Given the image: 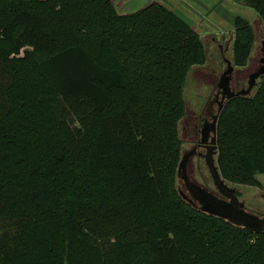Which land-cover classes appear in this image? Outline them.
I'll use <instances>...</instances> for the list:
<instances>
[{
  "label": "trees",
  "instance_id": "16d2710c",
  "mask_svg": "<svg viewBox=\"0 0 264 264\" xmlns=\"http://www.w3.org/2000/svg\"><path fill=\"white\" fill-rule=\"evenodd\" d=\"M231 2L264 40V0ZM232 37L245 67L250 21L236 15ZM205 62L201 35L162 2L122 14L115 0H0V264H264V234L179 195L184 87ZM215 126L221 178L261 188L264 75Z\"/></svg>",
  "mask_w": 264,
  "mask_h": 264
},
{
  "label": "rangeland",
  "instance_id": "374dc122",
  "mask_svg": "<svg viewBox=\"0 0 264 264\" xmlns=\"http://www.w3.org/2000/svg\"><path fill=\"white\" fill-rule=\"evenodd\" d=\"M162 2L178 13L200 35L204 46L206 62L203 66L193 67L187 76L184 87L185 115L179 122V138L182 152L190 149L192 128L202 116L211 119L218 114L223 89L220 85L227 63L233 60L231 45L232 21L236 15L248 19L255 36V45L245 67H234L228 76V88L233 93L246 91L249 78L263 66L261 63L263 27L256 14L245 7L235 5L231 0H115L119 13L128 14L138 11L150 2ZM259 80L256 81L258 84ZM257 86V85H256ZM252 89L250 95L254 92ZM74 115H71V119ZM199 123V122H198ZM75 123L73 126L76 127ZM192 177L198 184L214 190L209 172L204 162L193 160ZM261 188L233 185L239 201L257 216L264 215V175H257ZM181 184L178 178L177 187Z\"/></svg>",
  "mask_w": 264,
  "mask_h": 264
},
{
  "label": "water",
  "instance_id": "95a60500",
  "mask_svg": "<svg viewBox=\"0 0 264 264\" xmlns=\"http://www.w3.org/2000/svg\"><path fill=\"white\" fill-rule=\"evenodd\" d=\"M262 54L263 58L261 63L263 64L262 68L255 74L251 75L249 78V86L246 91H241L240 93H233L228 88L229 75L232 72V65L230 62L227 63V70L222 75L221 87L223 89L222 99L219 103L218 114L215 117V121L218 119L222 106L226 100H229L233 97H238L240 95H249L252 89L257 85L256 81L264 75V41L262 43ZM217 154V149L216 153ZM207 167L209 168L211 177L214 181V185L218 189L221 195H224L230 199V203L226 204L221 200L213 197L210 194H207L204 190L195 188L205 207L198 209L195 207V204L188 200L180 191L179 195L182 199L191 205L193 208L199 210L203 214L214 216L220 219H223L227 222H230L236 227L244 228L254 234H264V216L259 217L255 214L245 211V204L242 201H239V198L236 195L234 189L229 188L226 182L221 178L219 170L217 168L215 160L209 158L207 162ZM184 168V160L181 159L178 169H177V178Z\"/></svg>",
  "mask_w": 264,
  "mask_h": 264
},
{
  "label": "flooded vegetation",
  "instance_id": "af4514ba",
  "mask_svg": "<svg viewBox=\"0 0 264 264\" xmlns=\"http://www.w3.org/2000/svg\"><path fill=\"white\" fill-rule=\"evenodd\" d=\"M215 117L216 116H213L211 119H208L202 116L201 119L195 123L192 128L190 149L183 151L181 154V159L184 160V168L178 177L181 184L178 187V191H180L188 200L192 201L195 204V207L198 209L205 207V205L203 204V200L195 188L204 190L207 194L212 195L226 204L230 203V199L228 197L219 193L218 189L214 185L209 168L207 167L209 158L215 160L216 157ZM195 159L204 162V165L209 172L210 180L214 186V190L207 188V186L198 184V182H196V180L192 177L191 170L193 166V160ZM245 211L250 212L247 207H245Z\"/></svg>",
  "mask_w": 264,
  "mask_h": 264
}]
</instances>
